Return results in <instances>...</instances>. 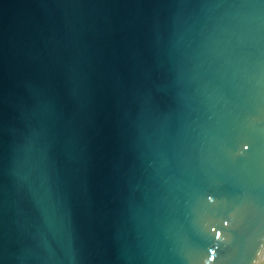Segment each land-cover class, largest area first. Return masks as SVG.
Here are the masks:
<instances>
[{"label":"water","instance_id":"95a60500","mask_svg":"<svg viewBox=\"0 0 264 264\" xmlns=\"http://www.w3.org/2000/svg\"><path fill=\"white\" fill-rule=\"evenodd\" d=\"M0 264H264V0H0Z\"/></svg>","mask_w":264,"mask_h":264},{"label":"snow or ice","instance_id":"6c2138e0","mask_svg":"<svg viewBox=\"0 0 264 264\" xmlns=\"http://www.w3.org/2000/svg\"><path fill=\"white\" fill-rule=\"evenodd\" d=\"M211 256H212V257H215V253H214V252H212V253H211Z\"/></svg>","mask_w":264,"mask_h":264}]
</instances>
